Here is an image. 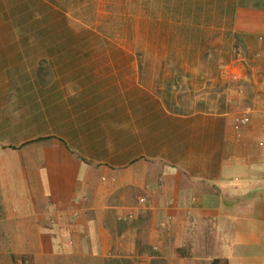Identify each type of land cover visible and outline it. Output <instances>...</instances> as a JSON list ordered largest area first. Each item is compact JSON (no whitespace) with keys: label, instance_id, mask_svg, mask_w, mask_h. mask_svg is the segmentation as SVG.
Returning a JSON list of instances; mask_svg holds the SVG:
<instances>
[{"label":"crops","instance_id":"0c3cea01","mask_svg":"<svg viewBox=\"0 0 264 264\" xmlns=\"http://www.w3.org/2000/svg\"><path fill=\"white\" fill-rule=\"evenodd\" d=\"M227 16L193 75L55 72V264H264V0ZM5 83L0 264H53V68Z\"/></svg>","mask_w":264,"mask_h":264},{"label":"rangeland","instance_id":"374dc122","mask_svg":"<svg viewBox=\"0 0 264 264\" xmlns=\"http://www.w3.org/2000/svg\"><path fill=\"white\" fill-rule=\"evenodd\" d=\"M233 4L234 0H55V72L97 67L88 64L97 58L108 63L103 66L106 71L130 73L135 67L131 60L138 58V68L154 67L155 73L168 72L176 80L185 73L193 75L200 68L188 61L197 50L209 47L211 26L228 24ZM51 62L53 0H0V82L5 79L8 88L1 95L9 100L2 99L5 112L12 110L14 92L25 95L20 99L33 98L35 81L52 70Z\"/></svg>","mask_w":264,"mask_h":264},{"label":"built area","instance_id":"2783aa9c","mask_svg":"<svg viewBox=\"0 0 264 264\" xmlns=\"http://www.w3.org/2000/svg\"><path fill=\"white\" fill-rule=\"evenodd\" d=\"M248 120L249 118L246 114H235L233 117V124L235 128H237L243 124H246ZM148 199H149V195L147 193H144L137 198V204L141 206L145 204L148 201ZM130 216L131 214H128V217ZM20 264H28V261L24 259L23 261H21Z\"/></svg>","mask_w":264,"mask_h":264}]
</instances>
